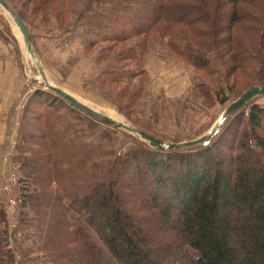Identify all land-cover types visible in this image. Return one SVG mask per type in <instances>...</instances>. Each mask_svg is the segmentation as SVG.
<instances>
[{
    "label": "trees",
    "instance_id": "1",
    "mask_svg": "<svg viewBox=\"0 0 264 264\" xmlns=\"http://www.w3.org/2000/svg\"><path fill=\"white\" fill-rule=\"evenodd\" d=\"M6 1L27 27L34 24ZM63 1L28 0L25 6L50 27L53 19L62 25L56 10ZM66 1L79 16L89 11L91 0ZM96 2L105 6L90 21L110 45L101 62L112 49L129 46L113 58L118 65L123 55L136 58L160 40L212 81L217 71L210 55L216 57L227 86L214 89L221 105L231 101L229 92H237V100L264 86V0ZM198 90L213 96L205 84ZM256 98L230 114L209 144L161 151L125 134L134 147L116 151L108 143L117 129L41 87L34 99L46 107L35 113L43 127L37 141L22 137L20 145L31 151L22 159L26 174L41 183L23 203L36 219L23 211L37 238L28 263L264 264V107ZM60 104L69 114L60 113ZM75 208L100 244L75 225ZM14 262L0 234V264Z\"/></svg>",
    "mask_w": 264,
    "mask_h": 264
},
{
    "label": "rangeland",
    "instance_id": "2",
    "mask_svg": "<svg viewBox=\"0 0 264 264\" xmlns=\"http://www.w3.org/2000/svg\"><path fill=\"white\" fill-rule=\"evenodd\" d=\"M12 1L28 18L31 16L34 24H28L27 28L51 83L114 120L127 122L156 139L166 143L196 140L206 135L224 110L236 101L237 92H229L231 101L226 105L214 98L216 87L227 88L224 69L214 55H210V60L217 71L213 78L217 83L177 57L160 40L149 42L144 54L139 53L136 58L125 59L123 55L118 65H112L113 58L129 46L112 49L111 57L101 62L102 49L110 45L102 43L97 27L90 21L93 13L105 6L96 0H91L84 16H79V8H70L68 1L61 2L56 11L58 16L62 13L59 17L62 25L53 19L50 27L42 26L39 14L32 16L33 6H25L28 0ZM50 14L53 16V10ZM34 63L13 19L0 6V216H3L0 234L3 244L15 256L14 264H29L26 253L37 241L32 235L35 228H27L22 213L29 212L23 203L41 183L26 174L22 159L29 157L31 151L21 150L20 146L22 137H35L37 141L39 128L43 127L35 118V113L46 107L34 99L36 91L43 87ZM119 69L121 75L116 73ZM202 84L211 89L212 98L198 90ZM254 102L264 107V96ZM60 106L62 115L69 114ZM109 134L110 149L134 147L125 135L129 133L118 130ZM51 189L58 195L54 186ZM75 209L70 213L75 225L82 227L88 240L100 244L97 235L86 226L82 211ZM27 219L35 223L34 213L29 212ZM189 253L196 256L193 250Z\"/></svg>",
    "mask_w": 264,
    "mask_h": 264
},
{
    "label": "water",
    "instance_id": "3",
    "mask_svg": "<svg viewBox=\"0 0 264 264\" xmlns=\"http://www.w3.org/2000/svg\"><path fill=\"white\" fill-rule=\"evenodd\" d=\"M0 6L13 19V22L15 23L16 27L19 29L25 49L31 54L32 58L35 59V65L41 77V80L39 79L38 82L43 85L45 90L50 91L53 94L65 99L74 108L86 113L87 115L96 119L97 121L109 127H112L114 129L127 132L135 136L136 138L142 140L143 142L150 144L152 147L158 150L170 151L173 149L178 150V149H183V148L195 147V146L202 145V144H209L211 140L213 139V137L220 131L225 120L230 114H232L233 112L237 110H240L246 103H248L252 99L259 97V96H264V86L254 88L253 90L242 95L236 101L232 102L224 110L222 115L219 117L218 121L214 124V126L210 129V131L206 135L196 140L190 141V142L166 143L164 141L156 139L152 137L151 135L137 129L136 127L132 126L131 124L127 122L124 123V122H118L114 120L112 117L101 113L95 108L79 100L76 96L69 93L68 91L51 83L46 75L45 68L37 55L36 49L33 45L29 30L26 24L21 20V18L17 15V13L11 9L9 3L6 0H0Z\"/></svg>",
    "mask_w": 264,
    "mask_h": 264
},
{
    "label": "bare ground",
    "instance_id": "4",
    "mask_svg": "<svg viewBox=\"0 0 264 264\" xmlns=\"http://www.w3.org/2000/svg\"><path fill=\"white\" fill-rule=\"evenodd\" d=\"M18 30H19V29H18ZM19 32H20V31H19ZM20 34H21V33H20ZM30 55H31V54H30ZM31 58H32V56H31ZM32 60L35 61V59H33V58H32ZM34 64H35V63H34ZM40 80H41V77H40Z\"/></svg>",
    "mask_w": 264,
    "mask_h": 264
}]
</instances>
